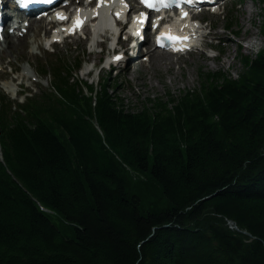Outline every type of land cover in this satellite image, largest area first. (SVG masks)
<instances>
[{
    "label": "trees",
    "instance_id": "1",
    "mask_svg": "<svg viewBox=\"0 0 264 264\" xmlns=\"http://www.w3.org/2000/svg\"><path fill=\"white\" fill-rule=\"evenodd\" d=\"M238 59L135 107L62 66L0 95V264H264V49Z\"/></svg>",
    "mask_w": 264,
    "mask_h": 264
},
{
    "label": "rangeland",
    "instance_id": "2",
    "mask_svg": "<svg viewBox=\"0 0 264 264\" xmlns=\"http://www.w3.org/2000/svg\"><path fill=\"white\" fill-rule=\"evenodd\" d=\"M241 2L243 3L241 6L237 5L234 8L228 6L229 11L226 18L223 19L220 16L209 18L208 23L213 25L214 29L203 36V39L207 43H217L212 40L213 37L222 40V44L218 45V48L223 51L219 59H216L214 52L209 50L185 56H171L169 60L163 53L151 51L148 62L138 65L132 72L120 73L116 76L113 73L109 75L108 72L100 70L103 54L85 40V37L91 33V28L87 27L81 36L55 46L54 53L45 50L48 47L47 41L42 42L43 33L39 32L33 36V31H30L21 40L22 42L16 44L18 48L14 49L13 52L8 53L7 49H1L3 56L0 55V57L7 60L10 67L19 73L11 75L6 68V80L0 82V94L2 92L9 98L15 99L17 98V95H14L16 91H47L55 77L54 68L61 66L63 72L68 67L70 68L67 72L70 82L80 80L95 85L101 82V77H110L112 83H117L120 97L130 107L139 105L141 101L147 98L164 96L166 91L177 95L181 90L194 88L199 82L200 71L222 70L236 77L242 69L238 57L246 54L254 57L259 50L264 49V5L262 0H242ZM231 16H233V20L230 22L235 25L232 31L240 29L237 37L223 29L225 20L227 19L226 21L229 22ZM203 27L200 30L202 35L208 31V25L204 24ZM248 37L250 38L246 40ZM62 62L66 64H62ZM22 67L31 68L33 72L22 75L20 71ZM80 67L84 68L80 73L81 75L78 73ZM87 71L89 75L85 78ZM8 108L10 113L20 111L19 107H14L12 103ZM142 188L149 192L158 190L157 186L145 178H143ZM157 192L155 195L158 196L155 201L162 203L161 193ZM149 202L150 200H146L144 203V211L152 209Z\"/></svg>",
    "mask_w": 264,
    "mask_h": 264
},
{
    "label": "snow or ice",
    "instance_id": "3",
    "mask_svg": "<svg viewBox=\"0 0 264 264\" xmlns=\"http://www.w3.org/2000/svg\"><path fill=\"white\" fill-rule=\"evenodd\" d=\"M101 2H103V0H101ZM141 2L147 6L148 8H156L158 4L161 5H167V3L169 2V0H141ZM186 2L191 3L192 0H186ZM17 3L21 6V7H27L29 4H33V3H52V0H17ZM58 18L64 19L65 17H63L61 14H57ZM144 17V20L147 19L146 14H141ZM186 15V13H185ZM143 22V21H142ZM82 23L81 20L77 19V21L75 22V24L73 25V28L70 29L72 31L75 30V27L80 26V24ZM155 26V25H153ZM163 35H168L169 38L174 41V42H178L181 41L183 39H186L184 37H178V36H172L171 34H163ZM158 42H159V37H158ZM177 50H180L179 48ZM117 59H119V57H117Z\"/></svg>",
    "mask_w": 264,
    "mask_h": 264
},
{
    "label": "bare ground",
    "instance_id": "4",
    "mask_svg": "<svg viewBox=\"0 0 264 264\" xmlns=\"http://www.w3.org/2000/svg\"><path fill=\"white\" fill-rule=\"evenodd\" d=\"M88 10V8H84L81 10V12H86ZM34 27H36V22H33L31 27H30V31L34 29ZM107 27V25H105V22L103 20H99L98 23L95 25V28H94V34H93V37H92V42L94 43L97 39V36L99 35V33H101L102 31L105 30V28ZM16 38H19V37H16ZM20 40H17V43H19ZM99 47H102V43L99 42ZM7 47V52L8 53H11L13 52L14 49H17L18 46L16 44L13 43H6L5 42V48ZM165 57H167V59L169 60L171 58L170 55L168 54H164ZM229 221H232V220H227V223L226 225L228 226L229 229L231 230H234V231H239V232H242L244 234H247L249 235L246 231H241L237 228L236 224L234 223V221H232L233 223H230ZM246 232V233H245Z\"/></svg>",
    "mask_w": 264,
    "mask_h": 264
},
{
    "label": "water",
    "instance_id": "5",
    "mask_svg": "<svg viewBox=\"0 0 264 264\" xmlns=\"http://www.w3.org/2000/svg\"><path fill=\"white\" fill-rule=\"evenodd\" d=\"M230 223H233L232 221H229ZM234 224V223H233ZM246 233V232H245Z\"/></svg>",
    "mask_w": 264,
    "mask_h": 264
}]
</instances>
